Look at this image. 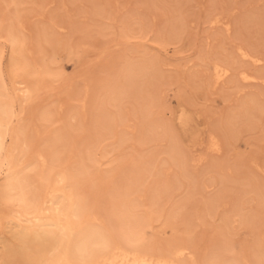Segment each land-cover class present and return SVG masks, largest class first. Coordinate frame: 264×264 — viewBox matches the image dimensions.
Wrapping results in <instances>:
<instances>
[{
  "label": "rangeland",
  "instance_id": "374dc122",
  "mask_svg": "<svg viewBox=\"0 0 264 264\" xmlns=\"http://www.w3.org/2000/svg\"><path fill=\"white\" fill-rule=\"evenodd\" d=\"M218 12L228 32L210 22ZM0 15L5 63L11 51L6 30L14 29L31 48L19 62L32 66L40 86L38 106L16 102L15 108L28 116L63 102V114L40 126L38 141L48 129L59 135L67 162L91 157L95 168L86 188L95 205L108 211L131 206L146 221V246L181 241L197 259H211L228 244L236 264H258L264 256V68L236 48L264 55V0H0ZM122 28L141 39L126 40ZM129 57L149 68L144 78H126ZM212 60L232 67L216 88L208 81ZM239 70L256 81H242ZM5 73L10 79L6 67ZM179 106L192 113L200 144L187 146L189 137L182 138L175 124ZM210 133L220 138L216 153L206 146ZM4 226L0 217V240Z\"/></svg>",
  "mask_w": 264,
  "mask_h": 264
},
{
  "label": "bare ground",
  "instance_id": "6f19581e",
  "mask_svg": "<svg viewBox=\"0 0 264 264\" xmlns=\"http://www.w3.org/2000/svg\"><path fill=\"white\" fill-rule=\"evenodd\" d=\"M212 14H210V22L214 26L224 27L225 31L228 32L230 30L229 23L227 22L228 20L226 21L220 13V16L214 14L213 16ZM17 25L19 26V29L24 28V24L21 22ZM59 27L61 28L62 26ZM222 27L221 29H223ZM5 36L8 40L10 36L20 39L19 34L14 31V29L7 28ZM59 45V47H62L63 43H60ZM243 47L244 46L242 44V46L236 48L238 55L245 60H248L246 59L247 57H251L250 61L253 64H258L260 62V58L258 56H252V53L250 54L245 49L246 47ZM30 49L17 48L15 52H13L11 48L7 63H5L4 60H0V139H2L3 141V147L2 149H0V175L4 176L9 172V170H17L25 164H28L31 168L38 167L41 170H43L46 165L49 171L53 169H58V174H62L64 172H74L90 156L85 158L82 156L74 155L75 159H72L67 162V159L65 160L63 156L64 153L61 151L62 148L60 146L62 142L60 141L61 139L59 138V135L55 134L54 132H52V135L50 132L51 130L48 129L45 133L46 138L44 137L45 139H42V141H44H38L39 133L41 130H43L44 127L40 123L39 112H47L51 118L53 113L61 115L64 112L63 102L53 104V108H41V110H39L37 114L34 113V115L32 114L28 116V113L26 115L21 114L22 111H17L15 108L16 102H18L20 106H23V104H25L23 97V92L25 89H39L40 86L36 83L35 80H33V78H31V76L17 78L12 75L9 79L6 76L5 67L7 69H10L13 59L19 62L21 53L28 52L30 54ZM4 53V49L0 48V54L5 56ZM241 53H243V55H241ZM212 66V73H210L211 75L208 81H210V85L212 88H216L218 85L223 83L229 75H231L232 67L230 66V63L228 64L225 60L213 61ZM217 67L221 68L225 73L228 74L226 78H217ZM126 70H128V67ZM252 71L253 70H251V72ZM126 72H124L125 76ZM249 72L246 70H239L237 72V75L244 82L249 83L256 81V76ZM147 73H149V68L139 67L136 75L129 78L134 79L133 77H135L136 80L137 78L142 79V77L144 78ZM119 77L122 76L119 75ZM84 93L85 96L81 105V110H79L80 116L83 118V120L87 117V110L89 111L86 103L84 104L85 99L88 100V96L90 93L89 89H86ZM112 94L113 92L111 93V95ZM114 94L118 95L119 93L114 92ZM113 96L114 95H112L111 97L109 96V98H111L109 100L115 102L117 100V96ZM109 100H107L108 103L110 102ZM192 111L194 110L192 109ZM199 111L201 110L199 109ZM192 121V113L187 108L179 106V109L176 113L175 124L177 125V128L179 129L183 139L185 136L189 137L190 140L189 142H186V145L193 147L197 144H200L202 142V138L201 134L199 133V128H194L190 125ZM41 125L43 126L42 129L40 127ZM48 134L51 135L48 136ZM216 134L210 133L206 142L207 149L215 153L220 151L221 149L220 138L218 137L219 135L217 136ZM182 146L184 147L183 144ZM253 165L255 166V168L261 169V166L258 162L253 161ZM27 171L28 169H25V172ZM2 179L0 182H2ZM86 187L87 185L85 182L81 185L80 191L77 193V195L82 196L88 202L89 209L92 213V218L94 220H99L102 224H104L105 228L117 241V243L108 253L99 258L102 261L107 262V264H126L128 260H143L146 258L149 261L156 262L175 261L176 264H191V261L194 258L197 259V254L195 253V250H193L192 246L188 245V243L181 241H167L163 247L144 246L138 249H130L126 244L120 242L121 234L125 232L135 234L137 231L142 230L146 223L145 219L142 217L135 216L134 213L130 211V209L133 208L131 206L126 205L125 203L120 205L121 208L117 206V209L112 208L113 210L111 211H108L106 209H103L102 207L95 205L92 202V196L88 192ZM66 191L69 193V195H72L71 186H69ZM129 192L130 191H128V193ZM124 193L125 192H123L124 198H127L128 200L130 194H128L127 191L125 194ZM130 193H133V190ZM137 195L139 196L141 194L137 193ZM57 203L59 204L61 203V201H57ZM49 204H51V200H49ZM46 211V209H22L7 211L3 208H0V217L5 222L4 227L6 234V238L0 240V262L7 260L14 262V264H18L17 262H19V264H54V262L63 259L66 254L69 256L72 255V253L74 252L76 240H65L62 244H58L54 243L49 235L51 232L55 231L59 236V233L63 231L64 228H68V225L66 223L57 221L54 217H49L47 215H38V212ZM53 224L57 226L54 228ZM69 232H71V229H69Z\"/></svg>",
  "mask_w": 264,
  "mask_h": 264
},
{
  "label": "snow or ice",
  "instance_id": "6c2138e0",
  "mask_svg": "<svg viewBox=\"0 0 264 264\" xmlns=\"http://www.w3.org/2000/svg\"><path fill=\"white\" fill-rule=\"evenodd\" d=\"M262 28H264V24H262ZM121 35L128 41L139 40L142 36V34L137 35L127 28H122ZM262 35H264V32H262ZM7 43L11 45L13 52L17 48L23 49L26 44L25 41L13 36L9 37ZM262 53H264V47H262ZM246 59L251 60V57ZM0 60L6 61L7 56L0 54ZM260 66L264 68V55L260 58ZM139 67L136 61L129 57L126 76L136 75ZM9 70L15 77L23 78L33 75V68L26 61L17 62L13 59ZM227 75L221 68L217 67L218 79L226 78ZM262 90H264V84H262ZM23 97L26 104L36 107L39 105L40 91L39 89H25ZM39 118L42 125L47 126L52 123V119L47 112H39ZM160 132L162 134L166 133L167 128L162 127ZM2 147L3 141L0 139V149ZM94 168L95 163L91 157L86 159L74 172H64L62 174H58V169L49 171L46 165L41 170L38 167L31 168L28 164H25L17 170H9L0 182V208L7 211L46 209V212H38V215L54 217L57 221L68 225V228H64L59 236L55 231L49 234L52 241L58 244H62L65 240H76L72 255L66 254L63 259L54 262V264H107L99 258L108 253L117 243L104 224L92 218L88 202L82 196L77 195L81 185L91 178ZM25 169H28V171L25 172ZM69 186H71L72 195H69L66 191ZM49 200H51V204H49ZM57 201H61V203L58 204ZM56 226L53 224L54 228ZM69 229H71V232H69ZM120 242L126 244L130 249H138L149 244L150 236L147 229L139 230L135 234L125 232L121 234ZM233 254L234 252L231 251L230 246L225 244L214 258H194L191 264H236L235 261L228 258ZM0 264H14V262L5 260ZM126 264H176V262H156L145 258L143 260H128ZM241 264H244V262H241ZM258 264H264V256L258 261Z\"/></svg>",
  "mask_w": 264,
  "mask_h": 264
}]
</instances>
